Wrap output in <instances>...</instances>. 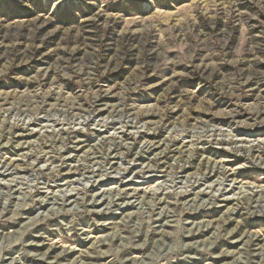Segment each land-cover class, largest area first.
I'll use <instances>...</instances> for the list:
<instances>
[{"label":"rangeland","instance_id":"rangeland-1","mask_svg":"<svg viewBox=\"0 0 264 264\" xmlns=\"http://www.w3.org/2000/svg\"><path fill=\"white\" fill-rule=\"evenodd\" d=\"M0 264H264V0H0Z\"/></svg>","mask_w":264,"mask_h":264},{"label":"bare ground","instance_id":"bare-ground-1","mask_svg":"<svg viewBox=\"0 0 264 264\" xmlns=\"http://www.w3.org/2000/svg\"><path fill=\"white\" fill-rule=\"evenodd\" d=\"M257 147H259V145H258ZM261 150H262V149H261ZM258 151H259V150H258ZM51 157H52V156H51ZM51 157L49 158V160L52 159ZM84 169H85V168H84ZM82 170H83V169H82ZM91 170H92V169H91ZM17 171H18V173H19V172H21V173H22V172H25V170H19V169H17ZM86 171H87V172H86L87 174H94V170L92 171L93 173H92V172H89L88 170H86ZM16 174H17V173H16ZM87 174H86V175H87ZM157 184H158V183H157ZM219 184H220V183H219ZM217 185H218V184H217ZM8 191H9V190H8ZM252 192H253V191H252ZM253 193H254V192H253ZM260 193H262V192H260ZM260 193H259V194H260ZM154 194H157V191H154ZM154 194H153V195H154ZM246 194H247V193H246ZM250 195H251V194H250ZM250 197H251V196H250ZM62 198H63V199H62ZM62 198H61V199H62L61 201H63V202L68 200V199H66L65 196H63ZM248 198H249V197H248ZM254 239H255V238H254Z\"/></svg>","mask_w":264,"mask_h":264}]
</instances>
